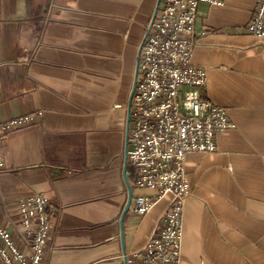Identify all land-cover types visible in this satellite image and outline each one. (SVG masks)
<instances>
[{
    "label": "crops",
    "instance_id": "0c3cea01",
    "mask_svg": "<svg viewBox=\"0 0 264 264\" xmlns=\"http://www.w3.org/2000/svg\"><path fill=\"white\" fill-rule=\"evenodd\" d=\"M157 0H0V122L36 114L0 142V225L28 251L15 202L51 200L42 264H136L170 197L126 212L127 99ZM200 3L191 60L230 126L186 157L181 256L167 264H264V40L246 31L257 0ZM131 203V202H130ZM0 264H4L0 260Z\"/></svg>",
    "mask_w": 264,
    "mask_h": 264
},
{
    "label": "built area",
    "instance_id": "2783aa9c",
    "mask_svg": "<svg viewBox=\"0 0 264 264\" xmlns=\"http://www.w3.org/2000/svg\"><path fill=\"white\" fill-rule=\"evenodd\" d=\"M200 3L222 2L159 0L138 47L125 145L134 187L154 193L132 196L128 211L143 216L161 198L169 196L170 200L149 239L133 253L136 264H167L181 256L184 200L190 193L186 157L214 151L216 135L231 125L226 110L204 94L205 69L191 60ZM245 28L251 36L264 40V0H257ZM35 115L1 121L0 142L8 132L31 123ZM4 169L0 155V172ZM51 205L42 193L15 202L19 231L28 240L29 250L18 249L9 230L0 225V260L4 264H42L52 227Z\"/></svg>",
    "mask_w": 264,
    "mask_h": 264
},
{
    "label": "water",
    "instance_id": "95a60500",
    "mask_svg": "<svg viewBox=\"0 0 264 264\" xmlns=\"http://www.w3.org/2000/svg\"><path fill=\"white\" fill-rule=\"evenodd\" d=\"M158 2H159V0L156 1L152 16H151L150 21H149V24H151V22H152V20H153V18L155 16V13H156V10H157V6H158ZM136 75H137V66H135V69H134L132 86H131V90H130V93H129V96H128V101H127L125 139L127 138V132H128L130 99H131L132 90L134 88ZM126 163H127V149H126V145H125V166H126ZM127 189H128L127 202H126L125 208L123 210L122 216L120 218V236H121V243H122V248H123V253L124 254H125V250H124L123 218H124V215L126 214V212L129 209V205H130L131 198H132V190H131V187H130L128 182H127Z\"/></svg>",
    "mask_w": 264,
    "mask_h": 264
},
{
    "label": "flooded vegetation",
    "instance_id": "af4514ba",
    "mask_svg": "<svg viewBox=\"0 0 264 264\" xmlns=\"http://www.w3.org/2000/svg\"><path fill=\"white\" fill-rule=\"evenodd\" d=\"M127 101H128V99H127Z\"/></svg>",
    "mask_w": 264,
    "mask_h": 264
}]
</instances>
